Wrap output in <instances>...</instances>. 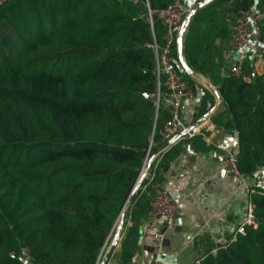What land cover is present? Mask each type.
I'll return each instance as SVG.
<instances>
[{
	"label": "trees",
	"instance_id": "16d2710c",
	"mask_svg": "<svg viewBox=\"0 0 264 264\" xmlns=\"http://www.w3.org/2000/svg\"><path fill=\"white\" fill-rule=\"evenodd\" d=\"M172 1L0 5V264H99L149 147L151 156L165 143L160 130L170 113L156 106L154 43L165 44L166 25L154 11ZM226 1L237 14L253 0L199 8L184 54L219 89L225 108L215 121L238 133L240 167L252 172L264 165V71L250 58L239 74L212 71V56L223 51L215 39L229 33L219 20ZM171 54L196 90L176 43ZM203 88L197 117L215 102ZM178 142L151 162L152 178L131 199L118 264H131L138 251L152 198L184 150ZM253 203L257 225L246 224L215 250L208 244L199 264H264V194L255 193Z\"/></svg>",
	"mask_w": 264,
	"mask_h": 264
},
{
	"label": "crops",
	"instance_id": "0c3cea01",
	"mask_svg": "<svg viewBox=\"0 0 264 264\" xmlns=\"http://www.w3.org/2000/svg\"><path fill=\"white\" fill-rule=\"evenodd\" d=\"M215 44L220 45L223 51L212 56L214 62L219 61L213 72L229 74L239 56L252 59L258 71L256 66L264 54V43L259 38L250 40L240 51L231 47V32L227 36H217ZM197 83L194 98L184 103L181 109L184 121L192 124L197 133L191 139H183L184 150L165 171L162 184L180 203L177 220L166 230L165 241L159 247L157 239L147 233V228L163 224L164 218L148 215L142 224L139 248L131 264H147L155 254L171 264H193L196 258L204 255L208 244L215 245V250L217 243L226 242L237 232L247 218L253 195L264 189V165L258 166L255 171L245 172L246 183L231 174L220 175L227 153L239 150V137L236 131L215 121L220 110L225 108L224 102L212 111L215 102L212 105L208 100V111L200 117L196 116L206 93L203 86L209 89L200 81ZM123 236L124 229L107 264L121 262Z\"/></svg>",
	"mask_w": 264,
	"mask_h": 264
},
{
	"label": "built area",
	"instance_id": "2783aa9c",
	"mask_svg": "<svg viewBox=\"0 0 264 264\" xmlns=\"http://www.w3.org/2000/svg\"><path fill=\"white\" fill-rule=\"evenodd\" d=\"M7 0H0V5ZM190 7L185 0H173L169 5L156 9L154 16L164 22L166 25L165 44L160 46L154 43L157 76V95L156 106L160 105L169 110L170 117L165 121L164 126L160 130V134L165 143L170 139L175 140L161 147V149L153 157V160H160L162 154L167 151L173 144L183 139H191L196 133V129L192 124L184 121L181 109L184 103L194 98L195 90L189 79L179 68L172 63L173 55L172 47L176 43L179 32L183 25V20L186 17ZM153 13H150V20L154 23ZM259 38L264 43V6L250 7L242 6L239 8L231 30V47L235 51L242 50L245 45L253 38ZM244 56H239L232 66L231 71L241 73L244 65ZM259 72L264 71V54L260 57L256 66ZM196 80V79H195ZM197 81V80H196ZM164 143V144H165ZM150 147L147 151L146 158L143 163V168L147 166L150 156ZM152 160V161H153ZM241 159L238 151H229L225 157L224 164L220 168V175H234L241 182L246 183V174L240 167ZM153 173L150 168L145 176L152 178ZM144 178V179H145ZM258 193L264 194V189ZM180 209L179 201L165 187L160 188L154 194L148 215L162 216L164 223L160 225H150L147 228V233L152 234L158 241L157 245H163L166 237V230L171 227L177 220ZM257 225L254 203H251L248 208L246 220L238 227L231 239H237L238 233H243L246 230L245 225ZM202 256L195 259L193 264H199ZM147 264H171L162 256L155 254Z\"/></svg>",
	"mask_w": 264,
	"mask_h": 264
},
{
	"label": "water",
	"instance_id": "95a60500",
	"mask_svg": "<svg viewBox=\"0 0 264 264\" xmlns=\"http://www.w3.org/2000/svg\"><path fill=\"white\" fill-rule=\"evenodd\" d=\"M212 0H199L197 1L195 4H193L192 7H190L186 17L184 18L183 20V25H182V28L179 32V35H178V38H177V48H178V54H179V59H180V62L183 66V68L192 76L194 77L197 81H200L198 79V77H201L204 85H206L212 92L213 94L215 95L216 97V101H215V105L214 107L212 108V111L218 109L220 107V105L222 104L223 102V97L219 91V89L217 88V86L211 81V79L209 77H207L206 75H203L199 72H197L195 69H193L187 62L186 60V57H185V54H184V38H185V33L187 31V28L189 26V23L192 19V17L194 16V14L196 13V11L201 8L202 6L210 3ZM200 81V82H202ZM175 139L172 138L170 139L169 141H167L164 145L168 144V143H172ZM163 145V146H164ZM161 148H159L153 155L152 157L149 159L148 161V164L146 167H142L141 169V172L139 174V177L125 203L124 206H128L131 202V199L134 195V193L137 191V188L139 186V184L144 180L149 168H150V164L153 160V157L156 155V153L160 150ZM123 210V209H122ZM121 215V216H120ZM119 217H120V222H119V225H118V228H117V231H116V234L113 238V241L111 242L110 246L106 249V252L104 253V255L102 256L99 264H107L108 262V259L111 255V253L113 252V250L115 249V247L117 246V243L119 241V238L121 237L122 235V231L124 229V222H125V213H120ZM119 219V218H118ZM117 223V222H116Z\"/></svg>",
	"mask_w": 264,
	"mask_h": 264
},
{
	"label": "rangeland",
	"instance_id": "374dc122",
	"mask_svg": "<svg viewBox=\"0 0 264 264\" xmlns=\"http://www.w3.org/2000/svg\"><path fill=\"white\" fill-rule=\"evenodd\" d=\"M198 0H189V2H188V5L190 6V7H192L193 6V4H194V2H197ZM248 5L250 6V7H253V8H255V7H260V6H264V4L260 1V0H253V1H250V2H248ZM226 7L227 9H225V8H223V7ZM236 15V8H234V6L229 2V1H226V3H224V5L223 6H221L220 7V9H219V20L220 21H223V22H226V25H227V28H228V30H229V33L231 32V24H233V22H234V19H235V16ZM227 36V35H226ZM216 62H219V61H216ZM216 64H218V63H216ZM197 71V70H196ZM197 72H199V73H201V74H203V75H205L204 73H202V72H200V71H197ZM207 76V75H206ZM208 77V76H207ZM202 84H204L203 82H201ZM128 207H129V205L126 207V210H125V216H126V212H127V210H128ZM119 219H120V217H119ZM117 220V223H116V226H115V228H114V233H113V235L116 233V231H117V228H118V225H119V222H120V220ZM113 235H112V237H113Z\"/></svg>",
	"mask_w": 264,
	"mask_h": 264
},
{
	"label": "bare ground",
	"instance_id": "6f19581e",
	"mask_svg": "<svg viewBox=\"0 0 264 264\" xmlns=\"http://www.w3.org/2000/svg\"><path fill=\"white\" fill-rule=\"evenodd\" d=\"M198 79H199L200 81H202L201 77H198ZM202 82H203V81H202ZM126 207H127V206H124V207H123L122 213H125ZM120 216H121V215H120ZM119 220H120V219H119Z\"/></svg>",
	"mask_w": 264,
	"mask_h": 264
}]
</instances>
